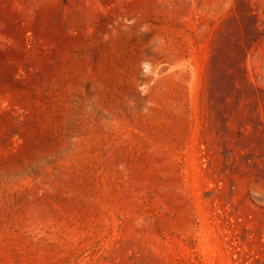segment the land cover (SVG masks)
I'll return each mask as SVG.
<instances>
[{
  "label": "rangeland",
  "instance_id": "374dc122",
  "mask_svg": "<svg viewBox=\"0 0 264 264\" xmlns=\"http://www.w3.org/2000/svg\"><path fill=\"white\" fill-rule=\"evenodd\" d=\"M0 264H264V0H0Z\"/></svg>",
  "mask_w": 264,
  "mask_h": 264
}]
</instances>
